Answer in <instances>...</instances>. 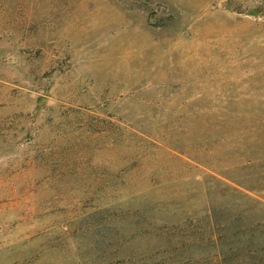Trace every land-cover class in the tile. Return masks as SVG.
<instances>
[{
	"label": "rangeland",
	"instance_id": "1",
	"mask_svg": "<svg viewBox=\"0 0 264 264\" xmlns=\"http://www.w3.org/2000/svg\"><path fill=\"white\" fill-rule=\"evenodd\" d=\"M0 264H264V0H0Z\"/></svg>",
	"mask_w": 264,
	"mask_h": 264
}]
</instances>
